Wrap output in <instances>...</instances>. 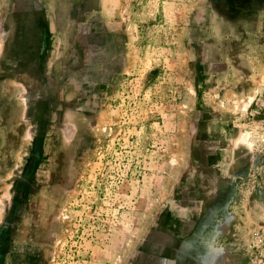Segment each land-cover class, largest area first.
Listing matches in <instances>:
<instances>
[{
	"label": "rangeland",
	"instance_id": "1",
	"mask_svg": "<svg viewBox=\"0 0 264 264\" xmlns=\"http://www.w3.org/2000/svg\"><path fill=\"white\" fill-rule=\"evenodd\" d=\"M0 264H264V0H0Z\"/></svg>",
	"mask_w": 264,
	"mask_h": 264
},
{
	"label": "bare ground",
	"instance_id": "2",
	"mask_svg": "<svg viewBox=\"0 0 264 264\" xmlns=\"http://www.w3.org/2000/svg\"><path fill=\"white\" fill-rule=\"evenodd\" d=\"M244 140V139H243Z\"/></svg>",
	"mask_w": 264,
	"mask_h": 264
}]
</instances>
